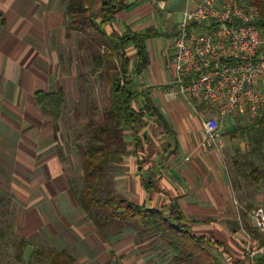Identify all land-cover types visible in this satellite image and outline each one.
Wrapping results in <instances>:
<instances>
[{
    "label": "crops",
    "instance_id": "obj_1",
    "mask_svg": "<svg viewBox=\"0 0 264 264\" xmlns=\"http://www.w3.org/2000/svg\"><path fill=\"white\" fill-rule=\"evenodd\" d=\"M67 1L0 0V184L7 187V182L1 181L6 177L13 179V187L19 183L22 189H35L33 200L24 199L17 191L21 202L29 203L30 208L21 222L24 229L30 226L25 237L43 236L45 232L44 241L50 244L47 249L67 251L74 258L73 264H174L172 257L163 258L152 251L153 247H146L149 256H134L137 248L133 243L124 247L121 236H102L69 198L71 180L63 163L52 154L56 140L51 120L34 99L37 91H65L59 49L70 40V36L65 37ZM183 1L182 14L201 0ZM156 7H166V3L134 0L132 6L116 15L107 30H153L151 22H140L145 23ZM153 39L159 41L153 46L152 39L147 41L150 64L135 82L139 91L149 95L174 135L165 133L160 124H145L139 131L136 153L132 141H128L130 153L117 166L115 191L149 208L164 209L175 203L192 233L220 242L218 251L225 263L257 264L261 254L253 238V256L245 262V236L236 221L230 175L223 169L220 155L201 148L198 116L183 97L173 94V56L167 54L160 37ZM235 119L229 116L221 120L223 147L222 135L232 131ZM258 192L254 193L255 201ZM47 195L53 199L46 200ZM260 196L263 198L262 193ZM78 210L84 218L83 214L75 217Z\"/></svg>",
    "mask_w": 264,
    "mask_h": 264
},
{
    "label": "trees",
    "instance_id": "obj_2",
    "mask_svg": "<svg viewBox=\"0 0 264 264\" xmlns=\"http://www.w3.org/2000/svg\"><path fill=\"white\" fill-rule=\"evenodd\" d=\"M134 0H68L65 6V37L71 33L81 36L78 48H86L91 63L90 76L105 84L106 102L99 117L97 108L89 101L90 118L85 124L83 143L76 144L81 157V185L75 188L70 182V192L77 206L94 228L103 236L104 231L119 233L123 229L137 228L148 238L165 243L174 264H227L218 251L222 245L213 238L197 236L185 220L180 208L172 203L164 209L138 205L116 193L112 173L124 157L129 155L127 139L131 138L134 153L140 147L139 131L148 124H160L169 136L170 130L163 115L150 101L149 95L139 91L135 78L150 64L147 41L158 37L148 28L141 32L127 30L109 32L116 15L132 6ZM167 3L172 0H154ZM259 20L257 27L264 34V0H248ZM175 35L172 38H175ZM130 52V53H129ZM79 78V77H78ZM86 81V80H85ZM36 105L52 124L54 138L58 136L59 119L65 106L62 89L54 92L34 93ZM230 140H244L245 149H235L231 156L233 182L244 181L251 192L264 191V111L251 117L244 127L235 126L226 133ZM59 138V137H58ZM59 156L62 153L59 152ZM233 184V183H232ZM149 189L148 183H143ZM254 189V190H253ZM242 219L252 207L243 208ZM257 248L263 249L257 264H264V233L246 225ZM154 240V239H153ZM0 229V244L7 242ZM15 245V261L24 264V240L10 242ZM33 256L38 262L48 264H73L74 258L65 250L38 247ZM104 264H112L107 262ZM236 264V263H231Z\"/></svg>",
    "mask_w": 264,
    "mask_h": 264
},
{
    "label": "built area",
    "instance_id": "obj_3",
    "mask_svg": "<svg viewBox=\"0 0 264 264\" xmlns=\"http://www.w3.org/2000/svg\"><path fill=\"white\" fill-rule=\"evenodd\" d=\"M258 20L248 0H201L177 24L170 84L198 116L203 150L221 154L223 118H251L264 111V34ZM249 217L252 228L264 233V210H252ZM238 223L247 262L253 256L252 236L240 218Z\"/></svg>",
    "mask_w": 264,
    "mask_h": 264
},
{
    "label": "rangeland",
    "instance_id": "obj_4",
    "mask_svg": "<svg viewBox=\"0 0 264 264\" xmlns=\"http://www.w3.org/2000/svg\"><path fill=\"white\" fill-rule=\"evenodd\" d=\"M183 7V0L169 1L166 3V7H156L153 10L154 13L152 16H150L149 19L145 18V23L140 22L142 25L147 24V22L152 23L153 31L157 34V36L160 34L157 38L160 37L161 41L166 44L165 51L170 56H173L174 53V38H172V36L175 35L177 31V24L175 23L181 18L182 11L184 10ZM168 13H170V15ZM166 14L168 15L167 17ZM69 39L70 40H67L64 43V46L59 49V54L61 55L59 66L63 71V76L65 77L64 93L66 104L62 108L61 117L58 123V136L55 139L56 143L52 154H56L57 158L63 163L65 173L70 178V182L73 184V186L75 188H79L82 177L81 157L75 146L78 143H83L85 124L91 116V112L88 110L89 101H94L95 107L97 108L95 117L98 118L99 113L102 112L106 102V89L103 82H99L97 78L92 77L89 74L91 63L87 57L88 52L86 48H78V42L81 39V36L76 33H71ZM158 41L159 40L152 39V46ZM136 82L138 81L136 80ZM235 120L236 122L234 123V126L236 125L238 127H244L246 123L251 121V118H237ZM51 126L52 124H50V127ZM225 136L222 135L224 147L221 149V154H218V156L220 155L219 160L223 169L230 175L231 185L235 193V200L239 206L240 216L236 217V221L239 222L240 218L246 233L250 234L248 229H246V225L252 228L249 214L252 210L257 208H262L264 210V191L261 189L258 192L257 195L259 196V199L255 201L253 197L255 192H251L252 188H249L244 181L241 180L235 183L233 182L230 163L231 156L235 149L238 148L243 151L246 145L244 140L239 138L230 140L227 134ZM127 141L130 142L131 138H128ZM59 152L62 153L61 157L59 156ZM116 172L117 170L111 175L113 183ZM4 180L7 182V187H4V185L0 184V229L6 234L10 242H18L21 239L26 241L27 247L23 252L24 264H48L47 261L38 262L36 257L33 256V252L38 247L49 248L50 244H48L46 240L44 241V238H46V233L41 231V235L43 236L34 235L32 237L31 235H27L25 237V233L28 234L27 231L30 230V226L28 225L26 228L28 230H26L24 229V226L22 228L21 225L24 215L30 212V208L28 206L29 203L27 204L21 202L22 200L17 195V191L19 190V192H21L20 194L23 193L22 197L24 199L26 197L27 200H33L35 196L32 197V194L36 195V193H34L35 189H30L24 185V189H22L19 183H16L18 184L17 187H13L12 183L14 184V181L12 178L8 179L6 177H2L1 181ZM261 193L263 194V198H260ZM50 198L51 197L47 195L46 200L53 199ZM69 198L71 199L72 203L78 207L70 191ZM247 206L252 207V210L247 213L245 222L242 219L241 214L246 213L244 212L243 208L246 210ZM77 212L79 213L75 217H80V214H83L80 210L76 211V213ZM81 217L84 218V214ZM70 231L73 232L71 229ZM115 235L121 236L120 244L124 247L129 246L132 243L134 244V246L137 248V254L134 256H144L143 254L148 252V250L146 251V247H153L152 251L154 253H159L163 258L172 257L163 241L157 240V238H148L146 234L141 233L137 228L126 227L119 233H112V231L103 232V236H106L108 239L116 237ZM10 242L7 241L3 244H0V264H17L15 261V245ZM245 253L246 252H244V254Z\"/></svg>",
    "mask_w": 264,
    "mask_h": 264
}]
</instances>
